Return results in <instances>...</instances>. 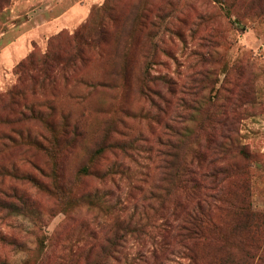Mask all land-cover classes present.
Returning <instances> with one entry per match:
<instances>
[{
	"label": "rangeland",
	"instance_id": "374dc122",
	"mask_svg": "<svg viewBox=\"0 0 264 264\" xmlns=\"http://www.w3.org/2000/svg\"><path fill=\"white\" fill-rule=\"evenodd\" d=\"M4 2L0 0V95L19 83L20 65L27 68L30 57L40 60L49 52L58 60L53 84L37 85L36 95L33 81L23 87L29 98L50 99L56 119L67 115L80 124L82 135L59 156L71 197L98 190L107 204L72 209L75 202L66 205L28 182L5 179V186H17L35 201L38 213L27 217L0 211V230L20 242L0 240V260L188 263L172 252L179 248L174 242L168 245L146 217L137 216L126 226L130 213L118 207L119 198L132 211L133 204L147 199V189L161 183L158 162L145 158L166 122L180 129L189 171L195 168L193 176L187 175L189 189L179 196L186 209L212 191L213 176L208 174L225 167L232 173L225 183L228 198L238 201L246 195L253 209L264 212V0ZM83 27L89 30V43L82 45L84 59L74 68L73 36ZM115 72L125 74L124 80ZM99 81L112 84L94 86ZM145 84L148 95L141 92ZM110 127L113 139L138 137L143 149L135 161L119 151H106L97 160L96 167L103 170L116 161L129 166V177L115 176L120 193L110 178L80 171ZM193 151L205 159L197 164ZM29 160L48 166L43 154L24 147L0 154V164L14 161L37 172ZM214 219L221 231L213 230L193 246L198 264H264V251L252 250L262 233L240 232L228 211Z\"/></svg>",
	"mask_w": 264,
	"mask_h": 264
},
{
	"label": "trees",
	"instance_id": "16d2710c",
	"mask_svg": "<svg viewBox=\"0 0 264 264\" xmlns=\"http://www.w3.org/2000/svg\"><path fill=\"white\" fill-rule=\"evenodd\" d=\"M88 32L87 27H83L73 36L75 47L70 60L74 68L79 61L84 59L82 45L89 43ZM29 60L27 68L23 64L20 65L19 83L5 94L0 95V154L14 147H24L27 150L43 154L48 166L29 160L35 171H37L34 172L23 169L20 164L14 161L9 164L1 163L0 211H4L10 216L22 215L27 217L35 216L38 213L35 201L24 190L14 185H4L7 178L28 182L39 191L56 198L60 203L72 206L75 202L72 209L80 204L92 208L107 204L106 196L98 190L83 193L78 197H71V187L62 180L59 156L82 135V130L80 124L73 121L70 116L62 115L60 119H56V108L50 99H37L35 96L29 98L27 96L28 91L23 87V83L27 80L33 81L32 93L36 95L37 85L44 87L46 84L50 85L55 82L56 70L59 64L58 60L49 52L45 53L40 60H33L31 57ZM115 73L120 74L124 80L125 74ZM154 78L156 76L151 77L150 80ZM97 84L112 83L99 81L94 86ZM145 87L146 84L141 88V92L148 95ZM150 100L152 104H156L153 97ZM165 102L167 106V98L163 100V103ZM160 110H163V108L160 107ZM31 122L40 125L34 128L29 124ZM164 128V134L157 138L156 146L149 147L147 150L149 155L145 158L149 161L158 162L157 167L161 169V183L156 184L155 188L147 189L149 191L147 199L143 198V202L137 201L133 204L132 211L128 210L127 206H124L125 203L118 198L120 202L119 209L130 213L129 223L126 226L130 225L137 216L139 218L146 217L149 226L157 230L158 234L162 235L164 240L166 239L168 245H174L172 243L174 242L175 248H179V250L173 249V253L178 251L180 257L189 259L188 263L179 262V264H198L195 260L193 246L201 239L207 238L206 236L213 230L221 231L219 223L214 218L216 213L219 214L222 211H228L229 214L235 216L238 221L237 229L240 232H247L250 235L262 233L261 238H264V212L253 209L252 203L246 195L238 201L228 198L225 183L232 176L229 168L221 167L217 171L209 173L208 175L213 176L214 181L212 191L207 194L205 199L196 202L193 208L186 209V206H183L179 196L183 191L189 189L187 175L193 176L195 168L189 171V162H186V157L182 152L184 139L180 129L169 122L164 124ZM109 129L111 127L108 128L98 147L94 150L93 156L90 157V164L81 167L80 171L83 174L95 175L100 179L110 178L115 182L120 193L122 186L119 182H116L115 176L125 177L126 175L129 177V166L116 161L103 170L96 167L97 160L106 151H119L135 161L143 149H141L142 144H139L138 137L113 139ZM191 159L199 164L205 157L202 159L200 152L193 151ZM132 188H140L141 192L146 191L144 187L137 185L132 186ZM107 193L109 194V192ZM66 199H70L71 202L65 201ZM146 201H148V204H146ZM70 210L66 206L65 212ZM150 211L153 212L150 213ZM139 221L135 225L136 229H139ZM170 238H172L171 242L169 241ZM261 238L259 244L257 242L253 244V251L262 250L263 253L264 246H261ZM0 240L3 242L10 240L13 245H19L20 243L16 238H11L1 230ZM187 251L190 254H187ZM0 264H6V262L0 260Z\"/></svg>",
	"mask_w": 264,
	"mask_h": 264
}]
</instances>
